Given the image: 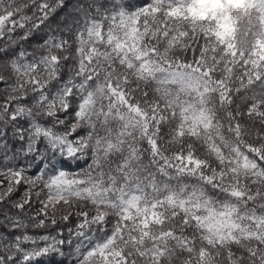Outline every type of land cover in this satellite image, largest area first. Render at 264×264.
<instances>
[{
    "label": "snow or ice",
    "instance_id": "1",
    "mask_svg": "<svg viewBox=\"0 0 264 264\" xmlns=\"http://www.w3.org/2000/svg\"><path fill=\"white\" fill-rule=\"evenodd\" d=\"M0 264H264V0H0Z\"/></svg>",
    "mask_w": 264,
    "mask_h": 264
}]
</instances>
